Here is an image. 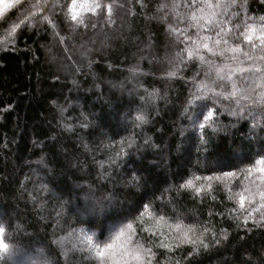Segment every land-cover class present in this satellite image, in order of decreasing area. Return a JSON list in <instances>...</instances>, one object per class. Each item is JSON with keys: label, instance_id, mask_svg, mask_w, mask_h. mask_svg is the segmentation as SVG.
<instances>
[{"label": "trees", "instance_id": "trees-1", "mask_svg": "<svg viewBox=\"0 0 264 264\" xmlns=\"http://www.w3.org/2000/svg\"><path fill=\"white\" fill-rule=\"evenodd\" d=\"M96 2L103 7L92 11L93 0H77L84 24L76 26L67 15L72 0H39V7L38 0H0V213L11 227L0 226L5 242L20 249L15 264H100L84 236L109 242L121 227L155 253L145 256L151 264H264V208L252 195L259 174L245 179L241 171L264 146V106L253 102L258 96H231L232 81L215 71L224 63L247 67L244 52L262 54L264 0H210L219 7L202 11V0ZM218 38L228 44L215 45ZM236 44L240 52L220 55ZM189 49L199 55L189 57ZM245 75L234 73L238 89L251 83ZM133 173L142 177L135 186ZM189 179L193 187H179ZM86 194L112 199L102 214L77 218ZM134 205L109 233L112 219ZM177 237L198 251L189 256L193 244Z\"/></svg>", "mask_w": 264, "mask_h": 264}, {"label": "snow or ice", "instance_id": "snow-or-ice-1", "mask_svg": "<svg viewBox=\"0 0 264 264\" xmlns=\"http://www.w3.org/2000/svg\"><path fill=\"white\" fill-rule=\"evenodd\" d=\"M193 4L196 3V0H192ZM233 3H235V0H232ZM77 4V0H72L71 5L69 6V11L67 12L68 17L72 20L75 21L76 26L84 24V18L83 16H80L78 18V14L75 11V6ZM11 5H6V7H10ZM208 7L209 9H213L214 7H219V4L213 5L210 0H202V5H201V11L203 9V7ZM34 7H39V0L38 3L36 5H34ZM102 5L98 2H96V0H93V5L91 10L95 11L96 8H101L102 9ZM108 11L112 12V7L109 6L108 7ZM45 19H48L47 17H44ZM192 20H197L198 21V17L196 16L195 12L191 13V17ZM207 19L208 23H212L211 17H207L205 18ZM171 28V26H170ZM173 31H175L173 29ZM225 29L221 28L220 32H224ZM247 31V30H246ZM220 32L217 33V36H220ZM242 35L244 36V39L247 41H252V36L251 35H247L246 33H242ZM186 39L188 37H185ZM210 39V37L205 36L203 37L204 41H208ZM259 40H260V50H261V55L253 57L252 55H250L248 52H244L243 55L244 57L249 60L252 61L251 64H249L247 67L241 66V64H237V66L235 68H233L231 63H224L218 67L215 68L216 74H217V79L220 81H223L225 79H227L228 81H232V92L230 93L231 96H235L237 94V92H240V94L242 95L243 99L245 100H252L253 96H258L259 100L258 101H253L256 103H259L260 105L264 106V26H262L261 28V33L259 36ZM196 44V48L198 49L199 47H203L205 49H207L209 52H213V48L209 46V43L204 42L202 45L200 44L199 41H195L194 42ZM221 43L227 45L228 41L224 40L222 41L221 39H216L214 44L219 46L221 45ZM253 49H256L257 45L255 43H253L252 45ZM228 51V52H233V53H237L241 51L240 45L236 44L235 46L232 47H226L224 49L220 50V55L224 56V53ZM199 55V53L196 51V49H189L188 50V55L189 57H191L193 54ZM180 54L177 53V56H179ZM200 59L203 61L204 57L200 56ZM225 59L227 60L228 58L225 57ZM233 61L237 60L236 56L232 57ZM258 61V62H257ZM225 69H228L227 73H225ZM234 73H242V74H246L244 76V79L247 80L249 76H251V83L249 84L248 87H243V88H237V85L235 83V81L233 80V75ZM170 74H174V73H170ZM213 83H215V81H213ZM201 87H203V85H201ZM220 87H224L223 84H220ZM257 89H260V91H257ZM210 91H215L214 88L209 89ZM220 95H225L224 93H220ZM227 98V97H226ZM237 103H239V100L236 101ZM205 107H207V105H205ZM234 115L236 113H233ZM214 113L209 110L207 115L204 117L205 120H209V118L213 117ZM135 120L140 122V123H145V117L142 114H138L135 117ZM213 124L216 123V121H212ZM201 128H204V124L201 123L200 124ZM128 147L131 146V144L129 143L128 145H126ZM124 152V148L121 147L119 152H116V157L119 158L121 156V154H123ZM243 159H247V157H242ZM111 163H115V161H112ZM138 171V169L136 170ZM242 172L247 173V175L245 176V179H247V177L253 176L254 173H258L259 175L256 177L257 179H259L260 184L257 185V191L256 193L252 194V195H258L260 197V208H264V146H262L256 153V158L254 159V162L250 163L249 165L246 166V169H241ZM223 175L225 176H234V175H238V173H232V172H228V173H223ZM101 178L106 179L107 178V174L106 173H102L101 174ZM142 177H138L135 175V173H133V177L132 180L130 181L131 184H133L135 186L136 182L141 180ZM205 179H210V178H205ZM219 179V178H217ZM255 182V181H253ZM91 185H89V189H91ZM144 187L147 188V183L145 181L144 183ZM179 187L184 188V187H193V180L189 179L185 182V184L180 185ZM209 187H211L209 185ZM195 191L197 193H199L201 191L200 188H196ZM245 191H248V189L246 188ZM112 199L111 194L108 195H104L101 197H96L94 195L91 194H86L85 195V200L88 201V206L84 207L82 209L81 212H77V218L81 215V214H95V215H100L105 211V204L106 202L110 201ZM245 195L243 193L239 194V204L240 207L243 208L244 207V202H245ZM139 205H134L132 206V208L130 209V211L122 216H117L114 217L112 219V222L108 228L109 233H111V231L116 228L120 223H122L124 220H128L129 217L132 216V214L138 209ZM145 207H147V205H145ZM57 215L59 216L60 213H57ZM160 219H163V217H161ZM261 219L264 220V213H262L261 215ZM246 221H247V217H245V226H246ZM7 223L8 227H11V223H10V219L9 220H5V215L3 213H0V225ZM82 223V222H81ZM241 225L237 224V227H240ZM264 226V225H262ZM95 227H101V225L99 224V222H97V224L95 225ZM174 227H176L177 229H179L181 227V225L179 223H177ZM126 228L129 230V232H134L133 229V225L132 223H128L126 225ZM20 229V226L17 225L15 230L18 231ZM193 230V226L189 225L188 226V231H192ZM75 229H71L72 233H75ZM84 229H81V232H83ZM209 229L208 228H204V232H208ZM101 235H103V232H101ZM7 236L6 233V229L4 226H0V254H2L5 259L3 261V264H9V260H12V264H15V260L14 257L15 255L20 251V249L18 248L17 245L13 244V243H6L5 242V238ZM184 236H187V233H184ZM213 239H215L216 234L212 233ZM225 238H227L225 236ZM177 239H180L179 237H177ZM200 242V246L203 248H208L209 244L204 243L203 239L198 237L197 238ZM84 240L87 241L90 250L94 249L95 250V255L96 257L99 258L100 264H151L150 260H145V256L146 255H151L152 257L155 256V253L151 252L150 248H144V245L142 243L139 242H134L131 239V235L126 236L125 235V229L123 227L120 228L119 232H117L114 236L111 237V240L109 242H104V241H98L97 243L93 244V237L92 236H88L85 235L84 236ZM191 243L193 244V250L190 251L188 253L189 256H193L194 253H196L198 251V248L196 246V242L192 241L190 239H188L187 241L184 239H180V243ZM216 243H220L219 240H216ZM163 247H169V245H162ZM177 247H179V245H177ZM36 255H43L44 254V250L41 249V251L39 253H35ZM57 264H59V262L57 261ZM177 264H179V262H177Z\"/></svg>", "mask_w": 264, "mask_h": 264}, {"label": "rangeland", "instance_id": "rangeland-1", "mask_svg": "<svg viewBox=\"0 0 264 264\" xmlns=\"http://www.w3.org/2000/svg\"><path fill=\"white\" fill-rule=\"evenodd\" d=\"M67 240V239H66Z\"/></svg>", "mask_w": 264, "mask_h": 264}]
</instances>
